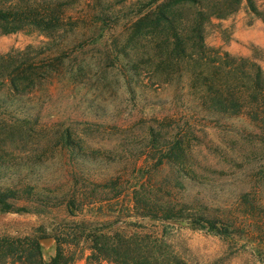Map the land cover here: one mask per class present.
<instances>
[{
	"label": "rangeland",
	"instance_id": "rangeland-1",
	"mask_svg": "<svg viewBox=\"0 0 264 264\" xmlns=\"http://www.w3.org/2000/svg\"><path fill=\"white\" fill-rule=\"evenodd\" d=\"M13 1L34 4L46 22L8 34L0 28V188L30 186V198L41 200L17 202L28 212L0 213V233L53 237L42 244L46 259L55 253V233L71 241L91 226L162 237L189 264H264L262 113L203 112L196 63L170 73L156 69L151 46L130 41L135 18L129 11L150 0ZM255 1L264 10V0ZM122 13L99 32L103 15ZM181 13L190 22L191 9ZM205 39L264 70V20L247 0L232 13L212 16ZM11 60V73L2 76ZM150 126L186 131L197 170L183 179L169 165L156 171L162 193L235 221L234 237L138 216L132 169L148 164L142 153ZM68 134L74 151L65 145ZM75 189L83 195L82 210L66 207ZM84 244L78 264L86 263Z\"/></svg>",
	"mask_w": 264,
	"mask_h": 264
},
{
	"label": "trees",
	"instance_id": "trees-1",
	"mask_svg": "<svg viewBox=\"0 0 264 264\" xmlns=\"http://www.w3.org/2000/svg\"><path fill=\"white\" fill-rule=\"evenodd\" d=\"M206 1L150 0L147 5H139L129 11V16L135 18L130 41L132 44L141 43L143 47L151 46L149 61H156L157 70L164 68V72L170 73L172 68L181 70L185 65L187 68L190 62L196 63L195 80L202 87L200 98L203 101L197 102L201 111L225 115L248 109L257 117L262 113L259 124L264 129L263 68L248 57L211 47L205 39V23L212 16H225L236 11L242 0ZM247 2L250 10L264 20V10L257 6L256 1ZM228 6L230 9L227 11ZM183 9H191L190 22L181 17ZM125 14H115L114 17L103 15L99 32L109 24V20ZM45 22L46 17L40 15L37 6L30 2L0 0V28L4 34L18 32L27 26L41 27ZM134 49L138 50L136 46ZM10 63L1 72L2 76L6 72L11 73L9 68L16 62L11 60ZM233 79L236 80L233 82ZM15 86L20 88L22 85L15 82ZM188 136L183 129L173 134L149 127L148 142L142 153L148 164L142 167L135 163L132 169L135 174L131 191L133 209L142 219L181 222L195 229L234 237L239 231L235 221L211 213L200 202L166 198L162 193L163 185L153 179L156 171L168 165L174 167L181 178L187 177L190 172H197L191 162L192 150L186 145ZM65 139V145L74 151L71 135L68 134ZM31 190L30 186L24 190L0 188V213L28 212V207L17 202L23 198L41 200L40 196L30 198ZM96 191L97 188L93 194ZM79 192V189L72 191L66 207L82 210L84 201ZM77 234L69 241L66 235L55 233V253L46 259L40 243L44 234L0 233V264H78L83 256L77 252L81 242L85 243L81 248L89 251L85 264H189L164 238L149 233L104 232L89 226L81 227Z\"/></svg>",
	"mask_w": 264,
	"mask_h": 264
},
{
	"label": "water",
	"instance_id": "water-1",
	"mask_svg": "<svg viewBox=\"0 0 264 264\" xmlns=\"http://www.w3.org/2000/svg\"><path fill=\"white\" fill-rule=\"evenodd\" d=\"M53 241H54L53 237H46V238H41L40 239V243L45 245V246L50 244V243H52Z\"/></svg>",
	"mask_w": 264,
	"mask_h": 264
}]
</instances>
